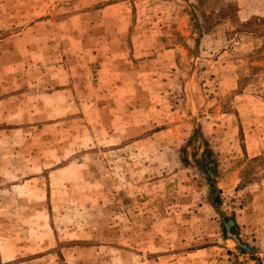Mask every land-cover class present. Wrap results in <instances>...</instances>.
Returning <instances> with one entry per match:
<instances>
[{"label": "rangeland", "instance_id": "obj_1", "mask_svg": "<svg viewBox=\"0 0 264 264\" xmlns=\"http://www.w3.org/2000/svg\"><path fill=\"white\" fill-rule=\"evenodd\" d=\"M0 264H264V0H0Z\"/></svg>", "mask_w": 264, "mask_h": 264}, {"label": "water", "instance_id": "obj_2", "mask_svg": "<svg viewBox=\"0 0 264 264\" xmlns=\"http://www.w3.org/2000/svg\"><path fill=\"white\" fill-rule=\"evenodd\" d=\"M228 236H230L231 238L235 239V236H232L230 233H228Z\"/></svg>", "mask_w": 264, "mask_h": 264}, {"label": "bare ground", "instance_id": "obj_3", "mask_svg": "<svg viewBox=\"0 0 264 264\" xmlns=\"http://www.w3.org/2000/svg\"><path fill=\"white\" fill-rule=\"evenodd\" d=\"M230 233V232H229ZM232 236H235L234 234L230 233Z\"/></svg>", "mask_w": 264, "mask_h": 264}]
</instances>
